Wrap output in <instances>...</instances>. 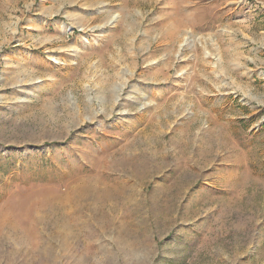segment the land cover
I'll list each match as a JSON object with an SVG mask.
<instances>
[{
	"label": "rangeland",
	"instance_id": "1",
	"mask_svg": "<svg viewBox=\"0 0 264 264\" xmlns=\"http://www.w3.org/2000/svg\"><path fill=\"white\" fill-rule=\"evenodd\" d=\"M0 264H264V0H0Z\"/></svg>",
	"mask_w": 264,
	"mask_h": 264
},
{
	"label": "bare ground",
	"instance_id": "2",
	"mask_svg": "<svg viewBox=\"0 0 264 264\" xmlns=\"http://www.w3.org/2000/svg\"><path fill=\"white\" fill-rule=\"evenodd\" d=\"M139 1V0H138ZM186 2H187V0H186ZM183 4V3H182ZM189 4V3H188ZM175 5L176 6H180L181 5V2L179 1V2H177V3H175ZM186 5V4H185ZM185 16V15H184ZM184 18H186V17H180V18H177L175 21L177 22V24H182L183 23V21L185 20ZM186 21H189V20H186ZM183 25V24H182ZM188 25V24H187ZM171 31V30H170ZM169 33V32H168ZM167 33V35H171V33L170 34H168ZM172 36V35H171ZM175 36V35H174ZM168 37V36H167ZM86 188H88L89 189V186H85ZM94 189V188H93ZM94 191H95V193H96V191L98 192V193H100V194H102V195H104V196H106V197H109V194L110 193H119V192H121L122 191V187H120L119 185H118V182H117V185L115 186V187H113V186H109V185H106L105 187H103V188H101V189H97V187L94 189Z\"/></svg>",
	"mask_w": 264,
	"mask_h": 264
}]
</instances>
